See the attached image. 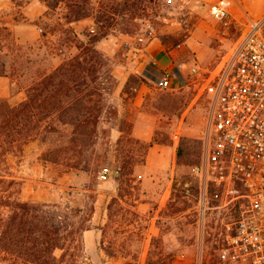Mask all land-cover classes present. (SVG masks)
Segmentation results:
<instances>
[{
  "label": "rangeland",
  "instance_id": "1",
  "mask_svg": "<svg viewBox=\"0 0 264 264\" xmlns=\"http://www.w3.org/2000/svg\"><path fill=\"white\" fill-rule=\"evenodd\" d=\"M75 1L89 15L70 22L72 0H0V61L7 72L0 75V97L23 100L33 81L97 36L94 44L114 75L110 85L107 67L99 74L110 88H99L95 145L75 141L74 127L65 125L9 155L22 198L80 208L69 214L85 223L81 248L69 250L79 264H222L218 250L239 210L223 206L221 187L204 170L215 91L161 90L144 66L157 37L180 53L177 62L196 61L216 89L241 24L224 29L209 11L216 0ZM106 5L119 9H112L116 24L103 34L98 20ZM101 41L116 51L108 53ZM48 149L57 162L42 158Z\"/></svg>",
  "mask_w": 264,
  "mask_h": 264
},
{
  "label": "trees",
  "instance_id": "2",
  "mask_svg": "<svg viewBox=\"0 0 264 264\" xmlns=\"http://www.w3.org/2000/svg\"><path fill=\"white\" fill-rule=\"evenodd\" d=\"M72 1L70 22L89 15L85 4ZM102 9L101 18L106 20L98 22L103 23L101 31L106 34L108 27L116 24L112 9L119 7L106 5ZM99 37L80 41V52L33 81L23 100L13 103L10 98L0 97V264H79L78 257L69 250L81 248L85 223L72 221L69 214L80 208L23 199L22 181L12 174L8 157L18 154L43 132L57 131L65 125L74 127L75 141L84 139L95 145L102 115L95 111L104 95L100 89L110 88L107 82L98 81L102 67H107L110 85L114 79L108 58L94 44ZM0 75H7L2 61ZM54 152L48 149L42 158L57 162ZM68 232L73 238H68ZM58 250L63 251L61 255Z\"/></svg>",
  "mask_w": 264,
  "mask_h": 264
},
{
  "label": "built area",
  "instance_id": "3",
  "mask_svg": "<svg viewBox=\"0 0 264 264\" xmlns=\"http://www.w3.org/2000/svg\"><path fill=\"white\" fill-rule=\"evenodd\" d=\"M233 3L216 0L209 7L224 29L236 21L242 26L216 89L196 61L155 69L154 76L161 90L215 91L204 170L221 187L223 206L239 210L227 225L219 258L222 264H264V14L244 15L242 22L232 12Z\"/></svg>",
  "mask_w": 264,
  "mask_h": 264
},
{
  "label": "crops",
  "instance_id": "4",
  "mask_svg": "<svg viewBox=\"0 0 264 264\" xmlns=\"http://www.w3.org/2000/svg\"><path fill=\"white\" fill-rule=\"evenodd\" d=\"M233 12L239 16L251 15L258 17L264 13V0H233ZM104 42H100L101 47H105ZM108 48V49H106ZM105 50L113 54L117 47L113 45L109 48L106 46ZM110 49H112L110 51ZM180 55L179 52L173 50L167 51L163 43L159 38L155 37L150 40L147 48V63L145 64L144 73L149 78H154L155 69H162L171 67L177 63V57Z\"/></svg>",
  "mask_w": 264,
  "mask_h": 264
}]
</instances>
